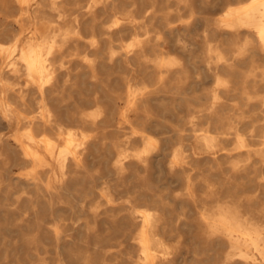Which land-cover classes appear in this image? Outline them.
Returning a JSON list of instances; mask_svg holds the SVG:
<instances>
[{
  "label": "bare ground",
  "instance_id": "bare-ground-1",
  "mask_svg": "<svg viewBox=\"0 0 264 264\" xmlns=\"http://www.w3.org/2000/svg\"><path fill=\"white\" fill-rule=\"evenodd\" d=\"M213 1L0 0L2 237L50 246L39 264H176L195 227L198 264H264V0Z\"/></svg>",
  "mask_w": 264,
  "mask_h": 264
},
{
  "label": "rangeland",
  "instance_id": "rangeland-1",
  "mask_svg": "<svg viewBox=\"0 0 264 264\" xmlns=\"http://www.w3.org/2000/svg\"><path fill=\"white\" fill-rule=\"evenodd\" d=\"M220 1L221 0H214L213 3L211 5H208L207 7L208 8H210L212 6L214 7V5H216ZM14 28H16V27H14ZM27 32H28L27 29H26V31L25 30L23 31V33H27ZM172 54L176 55L177 53L173 52ZM176 111L174 110L171 112V111L166 110V111H163L161 113L160 120L163 121V123L167 125V127L165 126L166 128H164V130L167 131L165 133V135H167V136H170L172 134L171 132L174 128H177V127H179V125H181V121H182L181 120V114L182 113L177 111V114H176ZM152 131H155V130H152ZM154 135L158 136L159 133L155 131ZM174 140L176 141L174 135L172 138L168 139V141H167V145H168L167 153L170 151L171 147L178 145L177 142H174ZM225 144L228 147H231L233 145V143L231 141H227V142H225ZM196 148L198 151L201 150L200 152L204 153V151H205V148L202 145L201 141L196 142ZM169 160H170V155L167 154L165 156V159H163L164 167H166V164L168 163ZM87 164H88V168H90L92 170H94L96 167H98V163L96 160L88 161ZM199 166H200V168H203L206 166V164L200 163ZM12 167H10L11 175L19 176V172H21V173L25 172L26 170H28L30 165H28L27 167H25L21 170L17 166L12 165ZM101 167H103V166L101 165ZM150 176H151V178H150ZM149 178H150L152 185L155 186L154 189L155 190L158 189V192L160 191V193H163L166 196V198L164 200L168 201L170 205H171V202L168 199H170V197L172 195L182 193L184 190L183 184L180 183L178 180L176 181V179H171L169 174L166 173L165 169H163V171H160L157 169V167L154 166L152 168L150 175H149ZM197 192L199 195H202V190H200V188H198ZM1 198H3L2 195L0 196V200H2ZM11 198H12V196L9 198V200H8L9 202L11 201ZM92 198H93L92 200H90V197L87 198V200H88L87 204H84V202H79L80 204H82V212H83L82 217H84V216L86 217L87 215H90L92 213V211L89 208V206L97 204L102 199L101 197H98V196H94ZM13 206L14 205H11L10 208ZM86 209H87V211H86ZM185 209H186V213H187L189 218H194L196 216L195 215V208L192 205L186 206ZM1 214L2 213H0V215ZM0 219H1L0 225H2L3 227L9 226L10 229H16L19 227V225H17V223L19 224V215L12 214L8 211L5 214H2V216H0ZM12 219H14V220H12ZM5 229L3 228L1 230L5 231ZM24 230L25 229H23V231L19 230V234L15 233V232H7V234H9L8 235L9 237L7 235H5L4 237H2L0 235V251H2V253H0V256H1L0 257V264H39L38 258L42 257V256L46 259V261H51L53 259L54 253L50 250V246H47V248L49 247L48 248L49 252H45L44 250H42L41 245L39 246V245H36L35 243H29L25 238ZM182 233L184 234L185 238L183 240V243L181 244V247L178 249V252H177L178 255L176 256V264H198V263H202V262L205 263L206 261H203V258L205 257L204 254L199 253V254H195V256H194V253L191 250L193 248L200 247L199 244L193 243L188 238L189 234H192V233L196 234L197 229L195 227L191 230L182 229ZM23 239H25V240H23ZM110 243L113 246V244L117 243V242H110ZM110 243L106 242L107 248L111 246ZM170 244L174 245L173 241H171ZM125 245H126V247H125ZM77 246H78V248L80 247L81 249L85 248L84 245L79 244V243ZM1 247L4 249L2 250ZM113 247H115V248L121 247V249H125L127 251L133 250V247H132L131 243H129V240L124 241L120 245H115ZM2 255H3V258H2ZM61 256L63 257L64 262H66L67 264H80L81 263L78 259L71 258L70 256H68V254L66 252H62ZM27 257H28V259H27ZM108 257L111 258V256H108Z\"/></svg>",
  "mask_w": 264,
  "mask_h": 264
}]
</instances>
